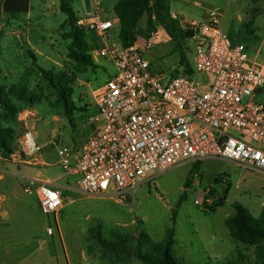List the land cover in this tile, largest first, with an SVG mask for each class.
Wrapping results in <instances>:
<instances>
[{"label": "rangeland", "instance_id": "1", "mask_svg": "<svg viewBox=\"0 0 264 264\" xmlns=\"http://www.w3.org/2000/svg\"><path fill=\"white\" fill-rule=\"evenodd\" d=\"M200 2L207 11L223 14L221 27L232 45L242 46L252 59L264 65V0ZM72 10L77 18L83 16L84 1L75 0ZM97 11L105 17L109 10L103 5ZM190 17L203 20L199 14ZM66 20L58 0H31L29 14L15 19L6 15L0 18V87L9 89L16 85L34 99L33 103L13 99L20 108L18 122L13 123L16 150L25 129L19 120L24 111L36 113L30 116L28 124L33 125L39 119L35 125L38 139H46L57 130L55 140L60 145L80 143L96 125L92 120L97 113L93 90L104 86L116 74L113 64L103 58L93 59L95 65L86 68L70 58L72 42L65 36L70 31ZM146 21L144 17L141 28ZM118 32L119 28L113 33V41L117 43ZM85 39L89 50L102 45L101 38L92 32H86ZM183 45L187 59L193 63L194 56L190 54L193 43L189 40ZM163 49L168 54H156L157 50H153L145 57L153 72L174 75L180 55L173 51L171 42ZM43 71L50 73L54 83L44 77ZM55 86L73 90L71 99L79 112L74 113L72 123L58 103L60 89ZM256 100L264 103V88ZM56 116L62 120L55 121ZM56 146L51 159L54 162L59 159ZM20 166L11 155L4 158L0 153V168L4 171L0 176L3 174L4 179L11 170L23 177H12L9 173L0 181V264H114L111 252L90 241L89 230L93 227H100L106 240L120 235L134 241L145 230L156 243L174 228L177 241L174 255L186 264H228L237 260L238 250L248 257L240 264H257L254 247L234 240L225 221L234 213L236 203L255 217L261 215L264 173L244 169L228 160L189 163L155 176L119 203L111 197L84 194L79 178L70 176V187L65 190L66 206L56 216L58 228L54 214L40 210L36 193L25 192L27 176L18 170L26 168ZM38 169L50 178L63 172L59 165ZM182 195L185 199L181 202ZM198 199L200 205L196 204ZM219 200H225L224 205L214 211ZM125 264L142 263L135 259Z\"/></svg>", "mask_w": 264, "mask_h": 264}, {"label": "built area", "instance_id": "2", "mask_svg": "<svg viewBox=\"0 0 264 264\" xmlns=\"http://www.w3.org/2000/svg\"><path fill=\"white\" fill-rule=\"evenodd\" d=\"M192 3L204 8L200 0ZM97 10L85 12L77 24L101 38L102 45L90 49V55L111 62L116 74L93 92L94 134L79 147L53 142L60 166L79 178L84 194L120 202L155 176L212 159L264 173V103L256 100L264 88V65L231 44L221 12L208 10L203 20L172 16L193 33L194 62L192 74L178 66L168 76L153 72L135 44L123 47L113 41L116 21L103 19ZM22 115L25 129L11 155L19 164L43 150L36 122L29 125V115ZM24 190L36 193L40 210L54 214L57 225L62 193L51 182L32 178Z\"/></svg>", "mask_w": 264, "mask_h": 264}, {"label": "trees", "instance_id": "3", "mask_svg": "<svg viewBox=\"0 0 264 264\" xmlns=\"http://www.w3.org/2000/svg\"><path fill=\"white\" fill-rule=\"evenodd\" d=\"M58 1L62 11L67 15L65 25L70 27V31L65 35L66 39L72 42L70 58L83 68L94 66V60L89 52V44L85 39L86 32L78 26L79 18L72 10L75 0ZM30 10L31 0H4L0 3V18L2 15H6L15 19L20 15L29 14ZM114 13L119 19L118 40L123 47L136 43V29L146 16L148 36L152 37L156 33L158 24L163 26L180 53L179 66H186L187 73H193L183 45L193 37V33L183 29L179 21L173 19L169 0H118L114 7ZM43 74L47 80L54 83L49 72L43 71ZM55 87L58 88V86ZM58 89H60L57 97L58 103L61 104L66 117L72 123L74 122V113L77 111L71 99L73 90L69 87ZM13 99L25 103L34 101L24 88L16 85L9 89L0 87V108L3 111L0 114V153L4 158L10 157L16 151L14 147L16 128L13 123L18 122L20 108ZM184 199L185 195H182L181 202ZM224 202L225 200H219L214 211L222 207ZM225 224L234 240L242 245L254 247L257 264H264V209L259 217H255L246 207L236 203L234 204V213L226 219ZM100 230V227H93L89 230L90 241H95L99 247L111 252L114 256V264L130 263L135 259L142 264H186L183 259L176 258L174 255L177 244L174 228H170L163 241L159 243L154 242L145 230H141L134 241L120 235L113 240H106L102 237ZM237 256V260L230 261L228 264H240V261L248 259L240 250L237 251Z\"/></svg>", "mask_w": 264, "mask_h": 264}, {"label": "crops", "instance_id": "4", "mask_svg": "<svg viewBox=\"0 0 264 264\" xmlns=\"http://www.w3.org/2000/svg\"><path fill=\"white\" fill-rule=\"evenodd\" d=\"M117 2H118V0H91L92 8L94 10L99 9L100 6L105 5V8L109 11L107 12L108 14H106L105 17H102V18L106 19V20H115L116 21V26H115L116 29L119 28V19L116 17V15L114 13V7L116 6ZM192 2H193V0H169V5H170L172 16L180 15L181 17L184 16V17L189 18L190 16H192V14L196 15V16H197V14H199L201 18H205L207 10L205 8H196ZM96 6H98V7H96ZM109 15L111 17H109ZM190 18H193V17H190ZM146 23H147V21H146ZM156 28H157V31L152 37L148 36V33L146 31V25L144 28H141L140 23H139V25L136 29L137 41H136L135 45L138 48H140L141 50H143L144 54H149L153 50H157L156 54H168L167 52L164 51L163 47L168 42L173 43V41H172L171 37L169 36V34L166 32V30L163 28V26L158 24L156 26ZM173 46H174L173 51L177 54H180L179 51L175 48L174 43H173ZM89 47H90V45H89ZM90 49H92V48H90ZM94 91L95 90H93V92ZM95 106H96V104H95ZM96 109H97V107H96ZM83 111H87V109L83 110ZM77 112H79V111H77ZM97 112H98V110H97ZM23 113L28 114L29 118L32 117V114L36 115L35 112H33L31 114L29 111H24ZM96 115H97V113H96ZM23 117H24V115H22V112H21L20 116H19L20 122H21V118H23ZM61 120L62 119L60 117H58V116L55 117V121L60 122ZM36 122L38 123L39 119H36ZM96 128H97V125H95L93 127V129L89 135L82 138L80 143H73L72 147H79L83 143H85L94 134V132L96 131ZM56 131L57 130H55V132ZM55 132L51 136L49 135L48 138H46V139L44 138L43 140L41 139V141L43 143L42 152L39 155H36L35 157H32L31 159H28L25 162L20 163L19 164V165H21L20 167H25L26 169L23 170V168H19L18 172L23 173L27 176L25 178V180L32 178V179H38V180L45 181V182H51L53 184V187L58 189L63 195V198H64L63 209H64L66 206V203H67L66 201L68 200L66 195H65V190L69 189L70 183H71L70 182V176H74V175L66 174L63 171L61 174L57 175L55 178H50V177H45L44 173L38 169L41 167H50V166H56V165L60 166L59 159L57 162L51 161V159L53 158L54 147L56 146L55 143H53V142H56L55 139H56L57 135ZM57 144H59V142ZM9 171H11V170H9ZM9 171H7L5 174L8 175L10 173L9 175L12 177L23 178L21 176H18V174L13 173V172H9ZM0 172H4V171H2L0 168ZM6 175H5V178L3 179L4 176H3V174H1L0 181L5 180ZM75 177H77V176H75ZM117 203H119V202H117ZM58 228H59V223H58Z\"/></svg>", "mask_w": 264, "mask_h": 264}, {"label": "water", "instance_id": "5", "mask_svg": "<svg viewBox=\"0 0 264 264\" xmlns=\"http://www.w3.org/2000/svg\"><path fill=\"white\" fill-rule=\"evenodd\" d=\"M86 13H91L93 11L91 0H83Z\"/></svg>", "mask_w": 264, "mask_h": 264}]
</instances>
